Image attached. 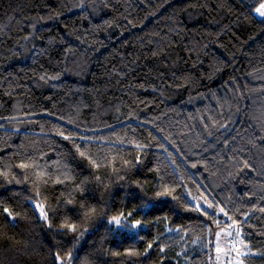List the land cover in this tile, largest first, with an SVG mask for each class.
I'll return each mask as SVG.
<instances>
[{"label": "trees", "instance_id": "obj_1", "mask_svg": "<svg viewBox=\"0 0 264 264\" xmlns=\"http://www.w3.org/2000/svg\"><path fill=\"white\" fill-rule=\"evenodd\" d=\"M262 1L0 0V264H264Z\"/></svg>", "mask_w": 264, "mask_h": 264}, {"label": "rangeland", "instance_id": "obj_2", "mask_svg": "<svg viewBox=\"0 0 264 264\" xmlns=\"http://www.w3.org/2000/svg\"><path fill=\"white\" fill-rule=\"evenodd\" d=\"M261 3H264V1H262ZM259 5L257 7H259ZM254 13L258 17V15L255 12V10H254ZM259 18H262V17H259ZM36 207H37V210H38L40 216H43L41 214L42 212L44 213L43 207L40 204H36ZM233 232H234L233 227L227 228V229H225V230L220 232V234L218 235L217 240H216L217 247L222 249V251H221L222 253H224V254L227 253V258H228V254L231 253V247L230 246L228 247V245H227V240H228L229 237H231V235H228V233H232L233 234ZM239 264H241V263H239Z\"/></svg>", "mask_w": 264, "mask_h": 264}, {"label": "snow or ice", "instance_id": "obj_3", "mask_svg": "<svg viewBox=\"0 0 264 264\" xmlns=\"http://www.w3.org/2000/svg\"><path fill=\"white\" fill-rule=\"evenodd\" d=\"M255 12L257 13V15H258V17H262V18H264V3H261L260 5H259V7H257L256 9H255ZM262 22H264V21H262ZM137 147H139V145L137 146ZM84 155V153L83 152H81V156H83ZM101 163H103V162H101ZM93 164H95V161H93ZM168 193H167V190H165V192L164 193H158V195H167ZM199 207V206H198ZM209 207H211V205H209ZM221 211H223V209H221ZM44 217H45V219L47 218V215H46V213H41ZM109 223H115V224H117L118 226H120L121 225V220H120V218H113V220H111V221H109ZM126 226V225H125ZM132 228H139V227H141V225H140V222L139 221H137V223L136 224H134V225H132L131 226ZM228 235H232V233H228ZM149 247H151V245H149ZM216 251H217V253H220L221 251H222V249H220L219 247H217L216 248ZM129 254H131V253H129ZM238 255H241V254H243V253H237Z\"/></svg>", "mask_w": 264, "mask_h": 264}, {"label": "built area", "instance_id": "obj_4", "mask_svg": "<svg viewBox=\"0 0 264 264\" xmlns=\"http://www.w3.org/2000/svg\"><path fill=\"white\" fill-rule=\"evenodd\" d=\"M231 247V253L228 254L227 264H234V252L238 249L239 245L236 241V236L229 242Z\"/></svg>", "mask_w": 264, "mask_h": 264}]
</instances>
